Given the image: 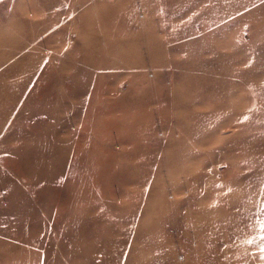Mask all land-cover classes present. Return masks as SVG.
<instances>
[{"label": "rangeland", "instance_id": "rangeland-1", "mask_svg": "<svg viewBox=\"0 0 264 264\" xmlns=\"http://www.w3.org/2000/svg\"><path fill=\"white\" fill-rule=\"evenodd\" d=\"M65 1L97 95L47 160L2 148L0 264H264V0Z\"/></svg>", "mask_w": 264, "mask_h": 264}, {"label": "crops", "instance_id": "crops-1", "mask_svg": "<svg viewBox=\"0 0 264 264\" xmlns=\"http://www.w3.org/2000/svg\"><path fill=\"white\" fill-rule=\"evenodd\" d=\"M67 6L65 0H42L40 21L47 23L35 37L32 27L17 25L15 3L0 20V162L2 148L30 156L28 161L34 154L47 160L42 159L45 146L65 144V115L76 110L80 125L82 115L91 111L86 99L97 95L92 92L98 72L96 33L80 21L76 29L66 26L79 13ZM120 50L128 56L126 49Z\"/></svg>", "mask_w": 264, "mask_h": 264}]
</instances>
